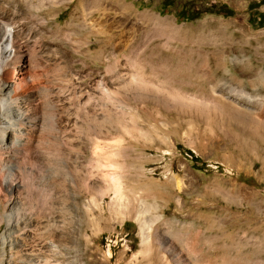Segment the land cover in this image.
Segmentation results:
<instances>
[{"label":"rangeland","instance_id":"374dc122","mask_svg":"<svg viewBox=\"0 0 264 264\" xmlns=\"http://www.w3.org/2000/svg\"><path fill=\"white\" fill-rule=\"evenodd\" d=\"M119 1L0 0L24 53L3 77L16 119L33 122L11 146L10 178L38 212L3 264L48 253V240L49 264H159L141 219L173 246L158 252L169 264H264V26L248 22L258 0ZM220 4L236 14L209 12ZM43 209L56 214L46 235Z\"/></svg>","mask_w":264,"mask_h":264},{"label":"bare ground","instance_id":"6f19581e","mask_svg":"<svg viewBox=\"0 0 264 264\" xmlns=\"http://www.w3.org/2000/svg\"><path fill=\"white\" fill-rule=\"evenodd\" d=\"M77 1H85L87 3V5L90 7H94V6L101 4V0H77ZM117 7L120 8L122 11V10H125V8L127 7V4L125 5L120 0L117 4ZM92 29H94V28H92ZM16 31H17L16 29H14L12 26H10L9 22L0 19V179H1L0 194H1V198H3L2 202L0 203V207H1L0 224H4V230L1 233V243H2L3 249L1 252V256H0V264H3L5 261V258H4L5 250L4 249L7 248V250L8 249L11 250L16 245L20 246V241H21L22 237L25 236L26 232L29 233L33 230L34 226H32V224H33V221H35L36 214L38 215V212H37L35 206H33L32 203L27 202V200H25L24 196H21L22 192H24V187L21 184V182L19 183L17 181H13V179L10 178V176L12 174V170H13L14 165H15L16 157H18V156H16V153L18 152V149H19V147L17 149L16 148L14 149V148H11V146H12V144H15V143L18 144L20 142V138L22 137L23 130L26 131V127L30 126V124L33 123V122H31L32 120L26 121L25 120L26 118L24 119L25 122L19 121L18 120L19 118L16 119L15 116H19L22 114L20 111L21 102H19V98L16 96H11L13 94L11 92V90H14L16 85H14L15 82L12 79H8V78L4 79V77H3V76H5V75H3V73H5L4 71H6V68L8 70V68L10 66L12 67L13 65H15L16 60L18 63H20L22 57H24V53L22 52V49L20 50V49L16 48V50H15L14 46L12 45V43H14V42H12L13 41L12 40L13 34L17 36ZM95 32H97V31H95ZM15 43H16V41H15ZM147 78L148 77H146V79ZM148 83H151V82H149V81L146 82V84H148ZM168 91H169V89H168ZM10 92L12 93L11 95H10ZM171 92L170 93L173 95L175 94L177 96H180V94L178 92H175V91L174 92L171 91ZM260 101H262V100H260ZM29 119H30V117H29ZM31 119H33V118H31ZM261 123L264 126V122H261ZM44 166H42V167H44ZM46 171H48V173H49L50 170H46ZM42 174H44V173H42ZM36 176H35V179H37ZM36 182H37V180H36ZM46 184H48V183H46ZM33 185H36V183ZM37 185H39V184H37ZM39 187H40V185H39ZM42 188H43V186H42ZM48 203H50V202H48ZM36 204H34V205H36ZM38 205L40 206V204H38ZM40 216L44 218L43 220L46 223L45 228L41 229L44 231V234H45L47 231H49L48 230L49 226L54 223V221H55L54 216L56 217V214L54 215L52 210L43 209L40 212ZM41 225H42V223H41ZM53 225H55V224H53ZM42 227H44V226L42 225L40 228H42ZM34 230L36 231V229H34ZM140 233H141L142 241L149 237L148 233H150V235H152V236L156 235V238L155 237L154 238L158 244V246L156 247V250L158 252H160L159 251L160 247L164 248V249L167 248V246L165 247L163 244V243H165L164 238L161 237V235H160L162 232L159 233L156 229L152 228V224H148L144 219L140 220ZM47 238H48V236H47ZM43 239H45V238H43ZM46 243H47V247H48V249L46 251L48 253L43 254L40 251V248H38V247L36 249H30V250L24 249L21 252V255L19 254L17 259L21 263H24V264H49L48 260L50 259V257H52V253H53L52 249L54 248L55 245L52 243L51 240L46 241ZM171 248H167V249H170L172 251L173 249H171ZM173 251H172V253H173ZM158 252H157V256L159 259V264H169L167 262V260L164 259V256H162V254L158 255ZM59 253L61 254L62 258L65 257L64 247H62V249H59ZM153 253H154V251H153ZM172 257L173 256H171V258ZM7 261H9L8 258H7Z\"/></svg>","mask_w":264,"mask_h":264},{"label":"trees","instance_id":"16d2710c","mask_svg":"<svg viewBox=\"0 0 264 264\" xmlns=\"http://www.w3.org/2000/svg\"><path fill=\"white\" fill-rule=\"evenodd\" d=\"M168 5H170V3H167L166 0L162 1V6ZM260 5L264 7V0L253 1L248 4V22L252 26H264V8L263 10H259L258 6ZM209 12L220 14L222 16H233L236 14L235 10L223 4L212 6ZM201 14V11L196 10L194 12L187 13L186 18L189 20L197 19L201 16ZM239 179L252 185L256 184L255 181L250 178L239 177Z\"/></svg>","mask_w":264,"mask_h":264}]
</instances>
